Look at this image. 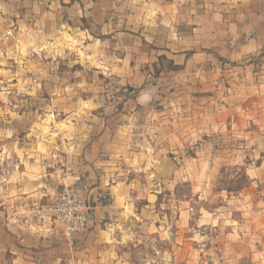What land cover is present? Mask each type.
<instances>
[{
  "label": "crops",
  "instance_id": "1",
  "mask_svg": "<svg viewBox=\"0 0 264 264\" xmlns=\"http://www.w3.org/2000/svg\"><path fill=\"white\" fill-rule=\"evenodd\" d=\"M63 1L74 22L69 34L85 57L78 54V60L63 64L68 76L64 75L62 82L70 78L86 91L81 93L85 105L79 108L84 120L66 125V134L61 133L65 139L59 138L49 158H14L9 172L18 184V195L25 199L14 209L33 203L35 207L34 199L43 195L56 200L61 188L60 164L74 161L88 173L96 224L71 239L52 219L6 218L0 212V264L9 256V264H133L122 243L125 238L119 240L110 233L122 225V207L131 208L128 202L134 193L120 167L138 168L140 158L149 160L151 155L145 141L132 138L129 122L136 109L148 107L163 94L165 85L178 84L183 89L177 97L184 98L190 94L184 88L191 89L193 83L200 91H212L211 96L224 100L225 112L232 115L228 130L237 132L248 145L264 146V0L235 4L229 0ZM128 3L133 5L132 13L123 15L122 6L126 8ZM80 20H87L89 26L80 27ZM160 58L172 67L167 74L161 71L165 76L157 80L154 66ZM212 66L215 74L208 72ZM112 85L140 91L135 98L116 101ZM70 111L73 114L74 110ZM225 123L219 124L222 130ZM200 125L203 128L204 121ZM175 127L172 121L170 138ZM63 141L65 154L57 149ZM164 158L158 174L168 176L174 169L173 159ZM212 159L219 161L202 157L193 171L206 173L204 164ZM46 163L50 169L43 166ZM210 168L216 172L217 165ZM248 173L251 184L230 208L200 210L197 226L213 227L215 236L197 235L191 208L186 203L181 207L180 229L159 236L172 247L160 250L158 264H201L203 257L210 259L205 264H264V158ZM47 180L50 186H46ZM154 191L145 194L150 201L159 193V189ZM100 196L107 198L104 208L97 204ZM110 210L115 222L107 225L102 217Z\"/></svg>",
  "mask_w": 264,
  "mask_h": 264
},
{
  "label": "rangeland",
  "instance_id": "2",
  "mask_svg": "<svg viewBox=\"0 0 264 264\" xmlns=\"http://www.w3.org/2000/svg\"><path fill=\"white\" fill-rule=\"evenodd\" d=\"M1 1L0 212L5 213L6 218L11 215L15 219L50 221L51 209L56 201L50 196L36 197L35 207L33 203L31 207L14 209L16 204L21 206L20 202L25 199L18 195V184L12 180L9 171L14 166V158L18 156L29 159L32 155L35 156L32 158L45 160L53 154L59 138L63 136L65 139L61 133L66 134V125L84 120L79 108L85 105L81 93L86 91L71 82L70 78L68 82H62L64 75L68 76L63 73L62 66L70 60H78L79 55L84 58L85 53L74 36L69 34L74 22L68 18L69 8L63 0ZM229 1L231 4L241 2ZM123 6V15H130L133 5L128 3L126 8ZM80 21V27L89 26L87 20ZM222 64L225 63L222 61ZM171 67L168 60L160 58L159 64L154 66L156 79L164 78L165 75H160V72L167 74ZM216 71L214 66L208 69L211 74ZM191 85V89L184 88L186 92L190 90V94L186 93L190 97L184 98L183 95L177 97L183 89L178 84L175 87L165 85L163 94L160 91V96L148 107L136 109L134 118L129 122L134 132L132 138L139 143L145 141L151 155L149 160L141 157L142 164L138 168L125 164L120 167L134 193L130 194L128 202L132 203L131 208L122 207L125 212L122 225L119 229L110 230V233L119 240L125 238L126 241L122 243L126 245L133 264H158L160 250L168 251L172 247L164 244L159 236L180 229L177 222L185 203L191 208L195 219L192 226L197 231L195 233L215 236L217 231H212L213 227L197 226L201 219L200 210L230 208L233 205L231 202L239 199V193L251 184L249 170L256 169L264 158V146L255 143L248 145L237 132L228 130L232 115L225 112L224 100L211 96L214 95L212 91H200L198 84ZM112 88L115 95L113 100L117 96L116 101L124 99L121 93L116 92L122 87L112 85ZM139 91L136 89L132 92L130 98H135ZM105 100L108 102L106 97ZM71 109L75 111L73 114ZM172 121L176 123V131L172 132L175 134L170 138ZM201 121L205 123L203 128L200 127ZM222 122L225 123L224 130L219 127ZM48 127L50 130L47 133ZM57 149L65 154V142ZM165 156L173 159L171 165L174 169L168 176L158 174ZM202 157L218 158L219 161L216 163L212 159L204 164L208 170L206 173L193 171L195 167L199 168ZM68 164L82 169L79 163L70 161L60 164L59 173ZM211 165H217L216 172L210 170ZM43 166L50 167V164ZM45 183L50 186L49 180ZM155 189H159V193L156 192L155 200L150 201L145 194L155 192ZM61 191L59 188L58 196ZM90 192L85 191L84 198L91 203ZM100 207L104 208L105 205ZM112 210L102 217L107 225L115 222L111 216ZM9 259L10 256L3 264H9ZM203 259L201 264L210 261L206 257Z\"/></svg>",
  "mask_w": 264,
  "mask_h": 264
},
{
  "label": "built area",
  "instance_id": "3",
  "mask_svg": "<svg viewBox=\"0 0 264 264\" xmlns=\"http://www.w3.org/2000/svg\"><path fill=\"white\" fill-rule=\"evenodd\" d=\"M121 93L120 88L116 89ZM61 192L52 206V220H54L64 234L71 239L79 238L96 224L95 211L86 197L85 191H91L88 173L73 165L65 166L60 173ZM107 198H97L98 206H104Z\"/></svg>",
  "mask_w": 264,
  "mask_h": 264
},
{
  "label": "trees",
  "instance_id": "4",
  "mask_svg": "<svg viewBox=\"0 0 264 264\" xmlns=\"http://www.w3.org/2000/svg\"><path fill=\"white\" fill-rule=\"evenodd\" d=\"M134 91H136V89H134L133 87L122 88L121 95L122 97L127 99L130 98L131 95H133L132 92Z\"/></svg>",
  "mask_w": 264,
  "mask_h": 264
}]
</instances>
